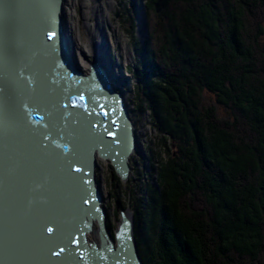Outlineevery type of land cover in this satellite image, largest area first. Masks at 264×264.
<instances>
[{"label":"trees","instance_id":"trees-1","mask_svg":"<svg viewBox=\"0 0 264 264\" xmlns=\"http://www.w3.org/2000/svg\"><path fill=\"white\" fill-rule=\"evenodd\" d=\"M143 4L120 21L139 59L137 109L158 138L146 146L150 179L128 186L115 214H135L145 264H263L264 0Z\"/></svg>","mask_w":264,"mask_h":264},{"label":"water","instance_id":"water-1","mask_svg":"<svg viewBox=\"0 0 264 264\" xmlns=\"http://www.w3.org/2000/svg\"><path fill=\"white\" fill-rule=\"evenodd\" d=\"M141 1L144 6L143 0ZM5 2L19 6L6 10L3 7ZM66 2L0 0V89H5L0 91V221L2 222L1 216L4 214L2 211L7 213L5 206L17 204L20 179L24 175L21 163L35 154L30 132L44 133L45 135L37 138L46 145V149L41 150L40 155L35 154L50 162L52 173L45 167L44 174L47 177L62 175L79 184L80 201L70 208L66 202H62L61 208L54 213L43 209L41 204L46 201L50 192L46 190L40 192L39 197H34L37 188L32 184L36 182L34 177L30 185L32 191L28 193L32 204L16 211L24 215L20 217V225L30 230L33 236H30L31 239L41 236L40 243L44 244L42 249H52L53 243H58L60 249L64 248L63 252L60 249L53 251V248L45 259H39L41 263L48 260L49 264H101L89 255L106 249L105 245H88L85 238V233L92 224L88 222L92 220H98L101 229L107 228L103 220L105 212L99 208L100 194L94 186L96 156L109 160L124 180L126 174L123 167L134 150V127L123 92L115 88L110 70L96 62L103 60L105 63V58L96 56L89 65L88 73L77 66L74 43L67 32L66 16H63ZM44 4L54 7H40ZM156 6L159 11L160 5ZM141 13L139 21L144 23L143 32L148 37L147 14L145 11ZM48 31L56 33L51 40L47 38ZM12 61L17 62L18 66L26 65L24 75L31 80V84L27 85L29 92L22 97L26 105L22 111L25 112L27 130L17 125L11 112H6L7 97L16 94L15 85L6 72V66ZM80 96L85 99L81 101ZM32 97L38 99L34 100ZM102 110H107L109 115L97 114ZM113 120L116 121L115 125L112 124ZM105 128L115 136L108 135ZM75 168H80L81 171L77 172ZM81 176L89 183L75 179ZM40 180H37L39 187L42 184ZM53 182L49 180L52 194L57 191L53 188ZM55 184L57 183L54 182ZM82 197H87L89 202L84 203ZM16 212H12L13 215L7 214L5 223L14 219ZM121 215L124 219V211H121ZM47 228H52L53 231L46 236ZM119 228H125L126 230H120L125 234L130 230L126 225H120ZM45 238L49 241L42 240ZM74 239H78L79 244L73 243ZM0 244H4V241ZM53 252H58L59 255H54ZM0 253V264H16L19 257L16 252L0 249ZM141 263L140 256H135L134 264Z\"/></svg>","mask_w":264,"mask_h":264},{"label":"rangeland","instance_id":"rangeland-1","mask_svg":"<svg viewBox=\"0 0 264 264\" xmlns=\"http://www.w3.org/2000/svg\"><path fill=\"white\" fill-rule=\"evenodd\" d=\"M133 2L135 4L139 3V5L142 3L141 0H71V4L69 3V6L66 7L68 9L67 13L69 20L71 21V24L67 25L72 42L74 43L73 50L75 53V62L80 70L88 73L89 65L97 56V54L94 53L93 45L96 46V44H99L97 41L101 37L105 39L106 49L99 46L97 52L100 56L105 57V63L108 62L107 57H110V59L108 57L111 65V67H109L110 73L112 75L115 74L113 79L118 86V90L121 92L124 90L125 92L124 95L129 105V109L131 110L130 118L135 125L134 133L139 140V145L136 147L137 149H135L129 157L130 172L127 180L121 179L118 181L116 178L118 174H116L113 164L109 160H104L102 158L97 159L96 177L103 196L102 205L107 211V226L110 231L112 227L111 233L113 234H115L122 219L120 215L115 214V202H120L121 199H128V196L125 194L129 191L128 186L129 188L131 186L133 187L139 183L141 179H143L141 182L143 185L145 181L150 179V173H148L149 164L146 161V146H153L151 140L153 143H156L157 141L155 138L157 137V133L154 130L150 113L148 111L141 113L137 109V101H142V95L141 97L137 96L136 91L138 88H142L143 83L139 81L136 75L139 59L135 54L133 48L134 44L131 39L132 23L129 20L124 23L120 21L121 12L127 13L130 11V9L135 6V4L133 5ZM117 13H119L118 16L116 15ZM140 16L141 13L137 17L138 28L136 30V40L143 44L148 37L145 36L143 32L144 23L139 21ZM147 23L149 28L150 20H148V18ZM96 28L99 29V31L95 30ZM96 34L98 35V38H96ZM93 36L95 39L92 38ZM123 82H128L129 86L123 88ZM135 96L137 101H135ZM215 106L218 107L216 103ZM217 113L219 117L225 114L222 109H219ZM151 180L155 185V177H153V179L151 178ZM135 196L139 198L141 197V193L136 192ZM124 211L126 213L129 211L133 212L131 208H127V210ZM132 217L135 220L134 213L132 214ZM97 237L98 235L96 234V239H98ZM89 239L94 240V237H91L90 235ZM139 256L142 260L141 255Z\"/></svg>","mask_w":264,"mask_h":264},{"label":"bare ground","instance_id":"bare-ground-1","mask_svg":"<svg viewBox=\"0 0 264 264\" xmlns=\"http://www.w3.org/2000/svg\"><path fill=\"white\" fill-rule=\"evenodd\" d=\"M66 1L67 2L65 3V11L63 12V16H66V24L69 25V24H71V21L69 20L68 13H67L68 9L66 7L69 6V3L71 2V0H66ZM64 22H65V19H64ZM68 25H66L67 26V32L70 33L69 29H68ZM95 30L98 31L99 29L96 28ZM96 38H98L97 34H96ZM97 42L99 44H96V46L93 45L94 46V53H96L97 56L100 57L97 50L99 49V46H101V48L104 47L106 49L105 39L101 37ZM108 57H107V61H108L107 63H104L103 60H101V61L97 60L96 61L99 64H101V66L105 67V69H107V70H109L110 69L109 67H111L110 60H109L110 57H109V59H108ZM110 75H112V74L110 73ZM112 76L114 77L115 75H112ZM113 83H114L115 88L118 89V86L115 84V81H113ZM124 93L125 92L123 90V95H124ZM130 112H131V110H130ZM133 127H134L133 136H134V150H135V149H137L136 148L137 145H139V140H138V137H136L134 134V131H135V125L134 124H133ZM98 158H100V157L98 156L96 158V162H97ZM49 164H50V162H48L47 159H41V158L35 156V154H33L32 157L30 156L29 160H24L21 163V165L23 166L21 172H23L24 175L26 173L31 172L34 169L39 170V172H40V175L35 177L36 182L32 183L34 186L37 187L34 197H36V196L39 197L40 192L43 193L46 190H48L50 192V194H52V192L49 190L52 188L50 186V183H49V180H51V181H54L55 183H57L55 185H54V182L52 183L53 188L57 189V191L54 194H52V196H50V194H47L48 198L46 199V201L44 203L41 204V207L47 211H51L52 213L56 212V209L61 208V206L63 205L64 202L67 203V206L69 208L74 207V205H76V202L80 201L79 196H81V195L78 194L79 193V190H78L79 184H77L76 182H73L70 179H66V177H64L62 175H56L55 174L52 176V177H54L53 179L51 176L47 177L44 174V168L47 167V170H50L49 172L52 173V171H51L52 167ZM114 169H115V167H114ZM123 170H124V174H126V178L124 180H127V177L129 175V172H130L129 158L126 160V164H125V167H123ZM115 171H116V173H118L116 169H115ZM96 176H95V185L94 186L96 187L98 194H100L99 200H101V202L99 203V208L102 212H105V216L103 217L104 218L103 220L105 221V225L107 226V213H106L107 211H106V209H104V207L102 205V201H103L102 197L103 196H102V193L100 191V188L98 185V180H97ZM39 178L41 179L40 183H42L40 185V187L37 183V180L39 181ZM53 207H55V208H53ZM19 208L20 207L18 206V204L10 203V204H7L4 208L7 210V213H5V210L2 211V213H4V214L1 216L2 222L0 221V243H1V241H4L5 236H7L9 238V240L12 242L23 241L24 244L30 249L29 252L22 254V255L17 253L19 257L15 261L16 264H49L48 260H46L47 263L46 262L41 263L39 260L42 258L45 259L48 256V254H50L47 247H45V249H42L44 244H41L42 242L40 243L41 236L39 235L36 237V239L35 238L31 239V237H33V236L30 234V230H28L27 227H25L26 228L25 229V228H23L22 225H20L21 224V222L19 221L20 217L24 216V215L21 214V212L20 213L16 212ZM47 211H45V213H49ZM12 212H14V213L16 212L14 219L12 218V220L9 221V223H5V221L7 220V214L13 215L14 213H12ZM132 214H133V212H131V211H129L128 213H126L124 211V215H125L124 217L125 218L121 219L120 224H119L115 234L111 233L108 226H107L108 230L105 227L103 229H101L99 226L98 220H92V221L88 222L89 224L90 223H92V224H91V226H89V230L85 233V238L87 240L86 241L87 244L93 245L95 247L96 246L99 247L100 245L104 244L105 248H106V249H104L106 252L102 249V250L98 251L99 253L96 252V253L90 254L89 256L95 257L96 260L100 261L101 264H115V263L116 264H134L135 263V256L138 257L140 254H139L137 244H136V240H135V224H134V219L132 217ZM121 217H122V215H121ZM120 225L121 226L126 225L127 229L130 228V230L128 232V234L130 236H128L127 233L125 234L122 231H120V230H126L125 228L120 229L119 228ZM47 227H50V226H47ZM105 230H107V231L105 232ZM101 231H103V233H101ZM104 232L106 233V235H104L105 234ZM96 234L98 235V237H97L98 239H96ZM45 235L46 236L50 235V233L47 232ZM90 235H91V237H94V240L89 239ZM45 239H42V240L47 241V242L49 241L48 239H46V240ZM30 240H32V241H30ZM52 241L54 242L55 239H53ZM33 242H35L34 245H33ZM51 245H53V244H51ZM54 245L55 246H52V249L54 248L53 251H57L58 249H60L58 246V243H54ZM0 247H2L0 249L3 250L4 244H0ZM0 255H1V253H0ZM39 255H41L40 258H39ZM73 255H74V253H73ZM0 259H1V257H0ZM144 263L142 261L141 264H144Z\"/></svg>","mask_w":264,"mask_h":264},{"label":"snow or ice","instance_id":"snow-or-ice-1","mask_svg":"<svg viewBox=\"0 0 264 264\" xmlns=\"http://www.w3.org/2000/svg\"><path fill=\"white\" fill-rule=\"evenodd\" d=\"M18 6L19 5H17V4L7 3V2H5L3 4V7L6 10L11 9V8H15ZM40 7L50 9V8H53L54 5L44 4V5H40ZM55 35H56L55 31H48L47 32V38L49 40H51ZM24 67H27V66L26 65L25 66H18L17 62H15V61L10 62L6 66V72L10 76L12 82L15 85V89H16V94L13 96H9L6 99V112H11L15 118L17 125L19 127H22V128L27 130L28 125L24 119L25 112L22 111V109L26 108V105L24 104L22 97L25 95V93L29 92L27 85L31 84V80H29L27 77H25ZM6 87H7V85H6ZM0 91H5V89H0ZM32 98L34 100L38 99V97H32ZM79 99L81 101H83L85 98H84V96H80ZM101 108L103 109V106H101ZM97 114L108 116L109 112L107 110H102L100 113H97ZM115 123H116V121L113 120L112 124L115 125ZM92 126L96 127L95 124H93ZM105 131L108 133V135L113 136V137L115 136V134L113 132H111L108 128H105ZM40 135H45V134L44 133H38L35 131L30 132V136L32 138L33 152L37 155L41 154V150L46 149V145L42 144L37 138ZM45 138H47V137L45 136ZM74 170L77 172L81 171L80 168H75ZM38 175H40L39 170L34 169L31 172L26 173L25 175H23L21 177L20 189H19V194H18V199H17V204L21 209H23L27 206H30L32 204V200L29 199L28 193L32 191L30 185L33 182L34 177H36ZM75 179H78L85 184L89 183L87 180L84 179V176L77 177ZM84 191L88 192V189H85ZM82 199L84 200V203L89 202L87 197H82ZM52 231H53L52 228H47V232L51 233ZM72 242L75 244H79L78 239H74ZM53 246H55L54 243H53ZM4 249L6 252L14 251V252L21 254V255L30 251V249L24 244L23 241L12 242L9 240V238L7 236H5V240H4ZM48 250L51 251V248H49ZM63 251H64V248H61L60 252H63ZM53 254L59 255L58 252H53Z\"/></svg>","mask_w":264,"mask_h":264},{"label":"flooded vegetation","instance_id":"flooded-vegetation-1","mask_svg":"<svg viewBox=\"0 0 264 264\" xmlns=\"http://www.w3.org/2000/svg\"><path fill=\"white\" fill-rule=\"evenodd\" d=\"M99 31V30H98ZM94 39V36L92 37Z\"/></svg>","mask_w":264,"mask_h":264}]
</instances>
